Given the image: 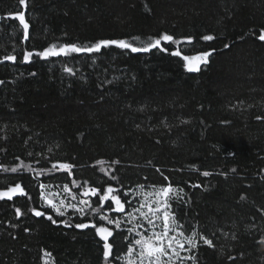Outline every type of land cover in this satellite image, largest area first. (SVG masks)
Segmentation results:
<instances>
[{"label":"trees","instance_id":"1","mask_svg":"<svg viewBox=\"0 0 264 264\" xmlns=\"http://www.w3.org/2000/svg\"><path fill=\"white\" fill-rule=\"evenodd\" d=\"M26 3L23 9L17 0H0V165H26L17 172L0 169V190L20 184L27 193L0 200V264H44V251L52 254V264H105L95 230L74 227L93 220L113 231L107 264H125L117 258L139 238L127 231L133 226L128 213L168 182L185 193L172 202L185 235L195 230L213 240L214 247L201 242L187 252L195 264H264V0ZM21 10L30 25L27 41L18 21L9 18ZM164 33L192 37L179 45L182 53L209 51L208 63L189 71L171 55L176 45L170 42H162L168 51L111 45L98 53L23 61L25 50L53 43L139 37L135 46L143 47ZM205 35L214 39L203 40ZM10 54L15 62L2 60ZM60 163L75 167L71 173L49 171ZM205 171L211 175L203 176ZM64 185L75 197L83 187L99 188L98 196H89L93 208L111 185L125 212L104 202L99 213L86 209L82 217L68 209L58 216L41 193L54 201L57 192L72 199ZM31 208L45 215L37 217ZM103 214L123 221L121 228L100 221Z\"/></svg>","mask_w":264,"mask_h":264},{"label":"snow or ice","instance_id":"2","mask_svg":"<svg viewBox=\"0 0 264 264\" xmlns=\"http://www.w3.org/2000/svg\"><path fill=\"white\" fill-rule=\"evenodd\" d=\"M18 4L26 9L27 3L26 0H17ZM18 21V26L22 31V36L25 41L29 39V28L30 25L25 18V12L23 10L19 11L18 15L9 17ZM203 40L210 41L214 37L211 35H205L202 37ZM259 39L264 41V29L260 30ZM135 40H139V37L133 38V41L130 42L124 39L117 40H99L95 43L88 45H80L77 43L62 44L57 45L53 43L43 49L42 51H28L23 52V61L31 62V59L36 56L42 59H47L54 56H68L71 53H98L103 48L115 45L121 49L131 50L132 52H150L153 49H160L162 51H168V48L163 47L162 42H170L176 45L174 51L171 52V55L181 57L184 61V66L189 71H200L201 65H206L208 63L209 57L212 55L209 51H202L194 55H184L179 47L181 43L187 42L191 43L192 37H184L181 40H177L174 36L167 33L161 34L159 37H150L148 42L143 47L135 46ZM3 61H16V55L10 54L5 55L2 58ZM64 71L70 75H74V70L71 67H65ZM4 83L0 81V84ZM99 165H104L106 161L98 160L96 162ZM113 163L119 164V161H114ZM26 167V165L21 162L17 167L4 168L3 165H0V169L4 171L17 172L21 168ZM75 166L70 163H60L53 164L51 170H63L65 172L71 173L72 169ZM44 170H39L38 175L43 174ZM101 171L109 175L112 180L118 179L116 176L111 175L108 172V169L101 168ZM159 171V169H158ZM203 176L207 177L211 175L210 172L205 171L202 173ZM165 181H168V177H164ZM73 184H78L77 181L73 180ZM78 186H82L79 185ZM40 187L43 189L46 185L41 184ZM143 189V185L139 186ZM194 187H199V185H194ZM64 191L72 195L73 199L76 197L72 194L71 188L67 185H64ZM118 189L109 185L104 191L103 195H99L100 207L93 208L89 200L84 199L79 202V204H65L63 200H60L59 203H56L53 199H50L44 193H41L42 199L48 205L49 208L53 209L58 216H65V208H72L79 213L80 216H85L88 213L86 209H91L92 213H99L103 208L104 202H110L114 205V210L120 213L125 212V203L122 202L121 196L116 194ZM100 193L99 188L95 187H83L82 195L84 197L88 196H98ZM27 193L25 189L20 185L16 184L15 186L8 187L7 190H0V200L8 199L12 200L14 196H26ZM127 196V193H124ZM185 195L183 189H177L171 185L170 182L167 183V186L158 188L154 193H148L145 196L144 202L140 205L139 208L133 209L132 212L128 213V222L132 223L133 226L128 228L129 233H135L139 235L138 239H135L130 243L127 248V253L124 256L118 257L117 259L125 261V264H185L186 261H192L195 264L196 257L192 255L182 256V252L191 253L193 250L197 249L199 244H203L214 247L213 240L209 239L207 236H204L197 231H192L190 236H186L184 231H182L183 225L180 224L175 217V213L172 211V202L182 200ZM149 197H154V199H149ZM155 205V206H153ZM143 209H147L144 211ZM30 211L37 217L44 216L45 213L37 210L36 208H31ZM17 217H20L23 213L20 208L15 209ZM138 214V216H137ZM49 220H52V216L47 217ZM138 218H142L147 222L150 228V235H145L143 232L137 233V229L143 228L142 223H136ZM100 221L105 222L107 225H114L116 229H120L123 221L120 219H111L107 214L100 215ZM157 221L160 224H157ZM55 222V221H53ZM68 227H72L67 220L61 221ZM74 227L79 229H87L89 227L93 228L96 234L100 237L103 242V260L105 264L109 261V258L112 256L113 252V243H110V237H113V231L110 227L97 226L96 222L90 221L88 223H78ZM157 227H160V231H157ZM227 235V233H225ZM235 239V236L233 235ZM136 246H139L137 250ZM187 246V247H186ZM52 254L50 252L44 251V264H50ZM229 259H233L229 257Z\"/></svg>","mask_w":264,"mask_h":264},{"label":"rangeland","instance_id":"3","mask_svg":"<svg viewBox=\"0 0 264 264\" xmlns=\"http://www.w3.org/2000/svg\"><path fill=\"white\" fill-rule=\"evenodd\" d=\"M56 195H57V197L59 198V200L55 201L56 203H59L60 200H63V201L65 202L66 205H67V204H79V202L82 201V200H84V199H87V200H89V202H90V198H89V196H88V197H84L83 195H81V197H76V199H73V198H72V199H68V200H67V196L64 195V193L57 192ZM68 209H72V208H65L64 210H68ZM141 220H142V224L144 225V227L141 228L140 230L143 231V233H144L145 235H150V234H151V233H150V228H151V226L148 225L147 222L144 221L143 219H141ZM157 224L159 225L160 222L157 221ZM156 230H157V231H160V227H157ZM141 231H139V232H141ZM186 247H187V246H186ZM136 248H137V250H139V246H136ZM181 255H182V256H187V252H182ZM50 264H52V262H50ZM178 264H179V262H178Z\"/></svg>","mask_w":264,"mask_h":264}]
</instances>
